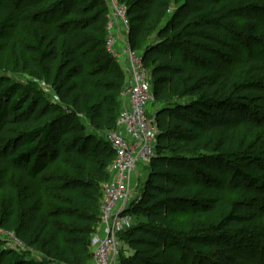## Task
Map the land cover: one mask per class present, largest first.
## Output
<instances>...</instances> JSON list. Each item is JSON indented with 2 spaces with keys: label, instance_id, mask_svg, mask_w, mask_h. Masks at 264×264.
Here are the masks:
<instances>
[{
  "label": "trees",
  "instance_id": "16d2710c",
  "mask_svg": "<svg viewBox=\"0 0 264 264\" xmlns=\"http://www.w3.org/2000/svg\"><path fill=\"white\" fill-rule=\"evenodd\" d=\"M20 1L23 10L13 1L0 2V22L13 27L14 70L38 71L64 89L74 76L80 87L73 89L69 110L60 117L33 88L14 83L3 88L0 80V142L6 145L0 170L21 168V179L36 184L53 170V162L64 168L58 178L48 176L57 184L56 206L39 222L32 213L40 211L41 190L19 189L7 173L0 175V225L26 248L52 259L23 262L9 252L17 261L13 264H88L101 184L109 179L114 152L84 130L61 140V125L83 116L101 132L115 129L125 74L106 50L109 8L103 0ZM172 1L176 9L160 26L170 0H117L126 7L130 46L141 51L158 107L156 155L129 211L148 222L132 227L125 239L119 236L131 250L119 263L264 264L239 252L244 242L233 248L248 238L242 226L247 208L223 198L224 171L230 169L231 182L244 185L246 193L259 185L255 170L264 172V126L250 106L263 94L264 58L233 59L237 47L252 42L247 25L264 29V2ZM22 11L33 13L32 22L40 27L33 30L32 42L16 37ZM64 17L70 19L61 22ZM159 26L160 41L149 45Z\"/></svg>",
  "mask_w": 264,
  "mask_h": 264
},
{
  "label": "rangeland",
  "instance_id": "374dc122",
  "mask_svg": "<svg viewBox=\"0 0 264 264\" xmlns=\"http://www.w3.org/2000/svg\"><path fill=\"white\" fill-rule=\"evenodd\" d=\"M18 3L17 8L19 10H23L26 6L23 2L20 0H0L2 3H10L11 2ZM20 1L21 3H19ZM261 3L264 2V0H260ZM9 5V4H8ZM176 9L175 4L172 0H170V8L167 14L164 16L162 24H164L169 18L171 17L172 13ZM22 22L19 24L20 33L16 34L17 39L20 42L26 43V42H32L33 40V30L37 29L40 30L39 26L34 25L32 22V16L30 11H22ZM109 15V14H108ZM70 18L64 17L61 22H66ZM264 21V19H262ZM158 29L148 38L149 45L157 44L160 41V37L158 36L157 32ZM13 27L11 23L0 22V80H4L3 88H6L10 84H21L25 87H31L33 88L44 100H46L48 103L52 104L53 107L58 109L60 113L59 116L61 117L63 114L67 113V110H69V101L72 98L73 89H78L80 87V81L76 77H72L69 79V86L67 89L62 88L61 86H54L50 81H47L40 72L38 71H15L12 66V58H13V50L12 45L10 44L9 40L12 35ZM247 31L251 34L252 42L247 43L246 45H242L241 47H237V51L233 54L234 60L239 59H247L250 56H260L264 58V29L260 26L249 24L247 25ZM131 47V46H130ZM139 54H141V51L137 48L135 50ZM117 63L122 68L124 74H125V59L121 57ZM94 69V68H92ZM149 75L151 76L150 71L148 70ZM127 75L124 76V83H126ZM263 87H264V77H262L261 80ZM121 107L124 104V98H123V88L121 90ZM251 108L253 111H255L258 116L262 117L263 126H264V88H263V94L261 99L257 101H252L250 103ZM157 105H152L147 107V114L151 119L154 120V115L157 110ZM121 109V108H120ZM226 116L233 119L234 115L230 113H226ZM249 121L251 119L248 118ZM62 128V135L61 140H67L70 138H73L80 134L81 130H84L87 134L96 135L102 142L106 143V132H101L97 129H95L90 121H87L83 116H78L77 120H64V122L61 125ZM261 148L264 149V133L262 134V137L260 139ZM6 145L4 143L0 142V155L2 154L3 148ZM10 153L8 151L7 155ZM6 155V156H7ZM59 156H64L63 150L59 152ZM7 158V157H5ZM59 160L53 162L51 165L55 166L53 170L48 173L45 176H42V181L33 184L31 182H25L21 179L19 176V173L21 172V168H16L13 166H7L5 169L0 170V175H3L7 173V179L9 178L11 181H13V184H15L19 189H24L27 187V189L31 190H41V194L44 196L43 201L41 204L37 205V208H39L40 211H36L35 213H32L35 218L36 222H39V220L49 211L55 208L56 202L55 197L57 195V184L54 183V181H51L52 177L58 178L59 176L63 175V166L59 164ZM149 167V166H148ZM257 169V168H255ZM254 169V170H255ZM257 172V173H256ZM148 174V168H146L145 172H142L139 175V186L140 190L142 187V184L144 183L146 177ZM225 174V184H224V190H223V198L224 200L230 205L233 206L235 204H238L239 206H243L247 208V215H246V221L242 225L243 228H245L246 233L248 234V238L244 237L243 239H239L235 243V245H232L233 248H238L237 246L239 242H244L243 245H241L238 250L240 253H244L247 256L255 257L256 259L264 260V172L255 170V175H258L259 185H256V187L253 188L251 193L248 192V189L241 186L239 183H233L231 182L232 178V171L230 169L224 171ZM50 176V177H48ZM50 178V179H49ZM103 184V183H102ZM241 188L245 190V192H241ZM101 191V190H100ZM41 195V196H42ZM185 210V209H184ZM130 219L128 222L127 227L125 230H123L119 236L122 239H125L126 234L132 227L148 222L147 218L143 214H131L129 213ZM0 229H2L4 232H10V230L2 227L0 225ZM234 244V241H232ZM123 249L124 254L128 255L131 254V250L124 244ZM0 252H4L5 254L2 256V264H13L17 263L15 261V257L10 254L14 253L17 255H20L23 259V262H29L30 260H33L35 262H49L52 263V259H48L44 256L42 251H38L34 248H26L23 249H15L12 246H9L6 242H4L3 238H0ZM10 252V253H9ZM196 252H198L196 250ZM252 252H254L252 254ZM29 253V255H26ZM258 253V254H257ZM262 256V257H261ZM20 264H25L20 262ZM53 264H56L55 262ZM120 264V263H119ZM210 264V263H208ZM213 264V263H212Z\"/></svg>",
  "mask_w": 264,
  "mask_h": 264
},
{
  "label": "built area",
  "instance_id": "2783aa9c",
  "mask_svg": "<svg viewBox=\"0 0 264 264\" xmlns=\"http://www.w3.org/2000/svg\"><path fill=\"white\" fill-rule=\"evenodd\" d=\"M103 1L109 8L106 50L116 62L125 59L127 80L115 129L106 133L114 159L108 167L109 179L101 184L99 220L90 238L88 264H119L124 254L119 234L127 227L129 211L140 197L139 175L156 155L158 131L146 109L157 102L143 59L130 47L126 7L117 0ZM0 238L17 250L25 247L12 231L0 229Z\"/></svg>",
  "mask_w": 264,
  "mask_h": 264
},
{
  "label": "crops",
  "instance_id": "0c3cea01",
  "mask_svg": "<svg viewBox=\"0 0 264 264\" xmlns=\"http://www.w3.org/2000/svg\"><path fill=\"white\" fill-rule=\"evenodd\" d=\"M120 37V39L122 38L121 36H119Z\"/></svg>",
  "mask_w": 264,
  "mask_h": 264
}]
</instances>
